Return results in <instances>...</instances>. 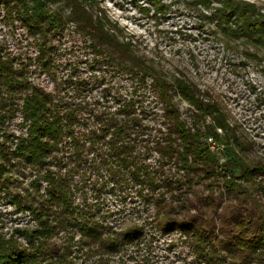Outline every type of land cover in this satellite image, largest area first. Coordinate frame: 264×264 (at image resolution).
<instances>
[{
	"label": "trees",
	"instance_id": "1",
	"mask_svg": "<svg viewBox=\"0 0 264 264\" xmlns=\"http://www.w3.org/2000/svg\"><path fill=\"white\" fill-rule=\"evenodd\" d=\"M146 1L161 18L172 12L163 0ZM180 1L213 26L211 34L223 37L226 47L242 38L264 47V11L256 3ZM4 2L12 4L30 32L43 37L34 61L53 78L56 90L33 84L28 78L32 59L24 62L0 43V130L5 128L0 133V191L14 181L6 175L16 162L40 173L34 191L11 194L18 210L28 213L35 225L16 229L8 238L0 235V264H160L151 249L157 234L149 235L147 227L161 235L179 233L197 264H228V258L235 264H264V204L245 186L262 176L264 190V162L254 169L244 163L240 150L245 153L246 145L220 105L207 100L184 73L173 82L161 76L131 41L120 39L121 30L111 27L105 13L94 14L97 0H66L71 8L66 17L48 14L39 1L40 13L24 14L19 1ZM70 24L95 56L91 70L106 64L136 85L133 93L147 87L154 92L163 106V128L157 135L151 138L153 128L145 123L148 112L136 97L119 94L112 110L100 107L99 99L82 97L88 88L85 79L59 82L53 42ZM66 85L75 94L62 93ZM109 94L105 90L103 100ZM176 94L196 111L191 127L174 103ZM18 112L22 133L11 147L8 122ZM209 139L224 147L235 144L239 151L232 148L231 154L241 164L238 173L230 169V161L221 163ZM151 152L158 157L155 165L148 163ZM171 165L181 175L167 174L165 168ZM223 167L229 173H222ZM201 183L208 189L206 196ZM215 185L221 189L218 200ZM128 188L153 213L145 223L135 220L115 228L106 215H98L99 199L107 189Z\"/></svg>",
	"mask_w": 264,
	"mask_h": 264
},
{
	"label": "rangeland",
	"instance_id": "2",
	"mask_svg": "<svg viewBox=\"0 0 264 264\" xmlns=\"http://www.w3.org/2000/svg\"><path fill=\"white\" fill-rule=\"evenodd\" d=\"M21 14L40 13V5L43 3L50 15L68 16L70 6L66 0H17ZM94 6V14L105 13L110 20L113 29L117 26L121 32H117L121 40L131 41L139 55L147 59L154 68L167 79L173 82V77L184 73L194 82L201 94L207 100L216 102L227 114L228 121L245 146V153L240 150L244 163L255 168L264 162V47L251 43L247 38L230 41L225 46L223 37H215L211 34L207 23L198 13L184 6L180 0H163L171 5L172 12L166 18L156 14L154 8L146 0H97ZM256 3L264 11V0H246ZM143 9H146L144 11ZM21 16V15H20ZM30 25L29 21H27ZM38 39L43 43V37L38 32H30L21 22L11 3L0 0V43L5 44L8 54L29 63V80L50 92L56 90V84L52 77L48 76L43 68H39L34 61L39 53ZM52 56L56 68V78L59 82L69 78L85 79L88 88L82 97H87L94 102L100 100V107L110 106L114 110L117 105L114 100L119 94L125 97L133 96L146 109L148 116L145 120L153 128L151 138L158 134V129L163 128V106L154 92L149 88L138 89L125 75L115 74L107 68V65H95L94 54L88 47L82 36L75 32L72 24L64 28L53 42ZM52 44V45H53ZM49 55H47V58ZM19 62V60H18ZM151 80L149 81V84ZM105 90L110 91L108 100H103ZM62 93L75 94L69 85L64 86ZM136 97V98H135ZM174 103L178 108L181 118L188 127H191L195 109L180 95H174ZM19 99H17V102ZM21 115L8 122L7 133L10 135L8 145L14 147L15 139L22 133L19 126ZM207 124H211L210 118ZM5 128L2 127L0 133ZM220 131V130H219ZM211 148L221 157V163L231 162L230 168L234 173L240 171L237 159L231 154V149L236 148L234 143L230 147H224L208 140ZM157 154L151 152L148 163L156 164ZM0 162L2 160L0 159ZM16 162V159H14ZM222 173H229L224 167ZM167 174L181 175L174 166L165 168ZM37 170L31 166H25L16 162V167L11 168L6 176H12L13 182L6 183L5 190L0 191V235L8 238L16 229L32 227L35 222L28 213L20 212L13 202L12 195L22 193L25 188L35 190L34 179L39 176ZM256 182L245 183L248 190L261 199L264 204V190L262 176ZM219 185L223 184L220 179ZM201 183L200 189L204 196L208 189ZM215 198H221V189L216 185ZM44 188L42 187V193ZM12 194V195H11ZM125 199H124V197ZM92 197V196H91ZM135 192L129 188L112 191L107 189L99 199L101 210L98 215H106V222L115 228L131 221L145 223L153 213L152 209L139 199L135 198ZM91 199H94L92 197ZM228 200L222 201L225 204ZM223 207V205H222ZM148 234H157L152 241L154 256L160 264H197L194 256L177 232L161 235L151 227H147ZM148 235V236H149ZM89 260L87 264H91ZM228 264H235L230 258ZM112 264H124L122 262Z\"/></svg>",
	"mask_w": 264,
	"mask_h": 264
}]
</instances>
